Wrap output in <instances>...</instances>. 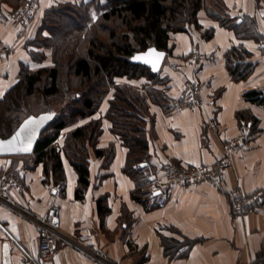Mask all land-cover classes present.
<instances>
[{
    "label": "crops",
    "instance_id": "0c3cea01",
    "mask_svg": "<svg viewBox=\"0 0 264 264\" xmlns=\"http://www.w3.org/2000/svg\"><path fill=\"white\" fill-rule=\"evenodd\" d=\"M24 1L0 0V40L12 46L0 61V101L18 83L23 65L34 70L39 64L28 43L36 38L46 11L61 2H83L41 0L36 18L20 32L12 17ZM207 6L198 14L200 29L191 25L186 32L171 34V54L159 72V83L116 78L117 84H128L145 99L137 108L148 149L144 169L136 177L125 170L130 149L107 117L115 89L93 116L63 130L55 142L61 146L70 131L101 120L96 147L105 154L98 156L89 147L87 187H82L64 153V198L54 197L53 181L46 182L44 165L35 162L34 154L0 155V264H24L23 249L37 255L41 229L34 218H46L54 204L62 208L57 264H264V208L236 215L228 198L236 188L245 193L264 189V104L246 97L249 91L264 95V57L259 49L264 0H214ZM208 30H213L209 39L204 37ZM234 48L248 67L245 78L230 71L228 56ZM174 64L185 66L178 69ZM187 78L202 84L204 103L179 109L175 101ZM149 89L160 96L153 98ZM242 136L250 148L231 155L232 166L221 187L209 182L182 185L171 191L164 207L149 201V171L167 164H213L225 156V142Z\"/></svg>",
    "mask_w": 264,
    "mask_h": 264
},
{
    "label": "trees",
    "instance_id": "16d2710c",
    "mask_svg": "<svg viewBox=\"0 0 264 264\" xmlns=\"http://www.w3.org/2000/svg\"><path fill=\"white\" fill-rule=\"evenodd\" d=\"M71 3L72 9L63 7L64 3L48 9L36 38L28 43L29 46L50 43L48 47L54 49V64L37 70L22 66L18 83L0 101L1 135L4 138L9 137L26 117L34 115L22 109L25 98L35 95L44 98L54 96L62 93L65 86L67 89H64V94L69 96L68 93H71L69 104L61 112L54 108L45 109L55 111L56 117L41 135L34 152L35 162L44 165L46 182H65L62 158L64 153L77 170L82 187H87L90 183L89 147H93L98 156L105 154L104 150L96 147L102 133L101 120H91L70 131L61 146L55 145V142L63 130L93 116L110 90L115 89L107 117L113 122V131L121 136L130 149L125 170L136 177V173H141L143 169H135L134 165L142 163L148 149V142L139 124L144 121L137 108L138 105L145 104V99L133 89L117 84L116 78H146L153 84L159 83L160 74L146 65L133 62V56L152 47L171 54V34L186 32L191 25L200 29L198 14L208 7L207 0H110L101 15L102 25L110 28V23L115 19L121 21L127 32L119 36L116 29H110L109 42H104L97 35H92L90 39L78 35L81 27L85 28L88 22L89 6L85 2ZM78 8L81 10L77 11ZM70 10L74 12V16L77 15L76 18L68 15L67 11ZM66 19H77L75 35L68 31L70 26L64 22ZM222 23L227 24L225 20ZM59 26L67 32L58 36L56 44H51L52 35L57 28L60 29ZM45 33L48 37H44ZM131 34L136 44L132 42ZM212 36L213 30L204 33L205 38ZM31 52L35 62L44 61L42 58L38 59L35 52ZM240 55L239 49H232L228 56V65L234 77L245 78L248 67L239 61ZM70 76L75 81L72 78L69 80ZM69 83H75L77 88H72ZM148 93L153 98L160 96L153 93L152 89ZM246 97L252 102L264 104V95L259 91H249ZM23 111L25 116L22 119L13 117V112ZM8 113L10 116H6ZM256 125L257 120H254L252 131L256 129ZM7 130H10L8 134L5 133ZM136 198L139 196L136 195ZM166 251H170L167 244Z\"/></svg>",
    "mask_w": 264,
    "mask_h": 264
},
{
    "label": "built area",
    "instance_id": "2783aa9c",
    "mask_svg": "<svg viewBox=\"0 0 264 264\" xmlns=\"http://www.w3.org/2000/svg\"><path fill=\"white\" fill-rule=\"evenodd\" d=\"M41 0H25L12 17L14 25L20 32L25 31L36 18ZM259 49L264 57V36L260 40ZM12 50V46L0 40V61ZM182 69L184 64H174ZM203 86L199 81L187 78L184 81L180 96L175 101L179 109L200 107L204 103ZM250 148L246 138L238 137L224 143L225 156L213 164H205L197 167L178 166L167 164L149 171L145 181L148 188L149 201L155 207H164L168 204L171 191L182 185H191L199 182H209L216 187H221L228 169L232 166L231 155L237 151ZM135 169H144L143 163L135 164ZM12 180L18 182L17 176ZM19 183V182H18ZM51 192L55 198H64L68 193L65 182L54 183ZM232 211L236 215H246L264 208V189L252 193H245L236 188L228 193ZM61 205L54 204L50 208L46 218H34L41 229V241L37 255L25 254L24 264H57L55 261V249L61 235Z\"/></svg>",
    "mask_w": 264,
    "mask_h": 264
},
{
    "label": "rangeland",
    "instance_id": "374dc122",
    "mask_svg": "<svg viewBox=\"0 0 264 264\" xmlns=\"http://www.w3.org/2000/svg\"><path fill=\"white\" fill-rule=\"evenodd\" d=\"M110 0H83V2L87 3L88 4V13H89V19H88V22L86 23V26L85 28L84 27H81V31L78 32V35L82 36V38H86V39H90L92 37V35H97L101 40H103L104 42H109V34H110V29H116L117 31V34L120 36L124 33L127 32V29L125 26H123L121 24V21H118V20H113V22L110 23V28L108 27H104L102 24H103V20L101 19L102 18V14L104 12V6H106L108 3H109ZM61 3H64L63 4V7H67L70 8V5H73L71 2H61ZM71 3V4H69ZM207 5H211V7L214 5V0H207ZM73 7L74 9V6H71ZM72 9V8H70ZM81 9H77V11H79ZM68 15H71L72 17H77V15L74 16V12H72V10H70L69 12L67 11ZM87 13V14H88ZM66 24H68L70 26V29H68L69 32H71L73 35L76 34V27H77V19H73V20H65L64 21ZM63 23V22H62ZM60 29L62 28L61 26H59ZM57 30L55 31V34L52 35L53 38L51 39V44L52 43H55L58 41V36H60L62 33H65L67 32L66 30L64 29H61V30ZM46 36L44 37H48L47 33H45ZM131 40L134 44H136L135 42V38H133V35L131 34ZM48 45H45L43 44L42 46H36V45H33L32 46V51L35 52V55L38 59L42 58L44 61H41V63L39 64H35V69H37V67H43L44 65L48 66V65H53L54 62H53V48H49L48 46H50V43H47ZM72 78V81H75V79L70 76L68 77V79L70 80ZM160 82V81H159ZM69 85L72 86V88L76 89L77 85H75V83L73 84H70ZM70 86V87H71ZM123 86H125L126 88H130L132 89L128 84H123ZM65 91H66V87L63 86ZM64 89H63V92L60 93V94H57V95H54V96H50V97H47V98H44L43 96L41 95H35V96H32V97H28V98H25L23 101H22V109H24V111L26 110V112H30V113H33V114H39L41 112H45V109L48 110L49 108H54V110L58 111V112H61L63 111V109L66 108V106L69 104V98H70V95L71 93H68L69 96L65 95L64 94ZM153 93H156V94H160V92L158 90H153ZM24 111L23 112H13V117L17 116L19 119H22L25 114H24ZM25 112V113H26ZM6 116H10V113L6 114ZM140 124V127L143 128L144 127V122H139ZM251 130L253 128H250ZM10 130H7L5 131V133H9ZM68 135V134H67ZM67 135H64V139H66V136Z\"/></svg>",
    "mask_w": 264,
    "mask_h": 264
},
{
    "label": "water",
    "instance_id": "95a60500",
    "mask_svg": "<svg viewBox=\"0 0 264 264\" xmlns=\"http://www.w3.org/2000/svg\"><path fill=\"white\" fill-rule=\"evenodd\" d=\"M167 52L156 47L135 54L133 62L146 65L153 72L159 73L166 59ZM56 117L55 111H45L26 117L17 129L7 138L0 132V155L34 154L42 133Z\"/></svg>",
    "mask_w": 264,
    "mask_h": 264
}]
</instances>
